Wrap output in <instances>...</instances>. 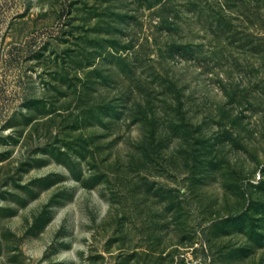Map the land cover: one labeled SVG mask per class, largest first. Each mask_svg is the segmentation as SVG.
<instances>
[{
	"label": "rangeland",
	"instance_id": "obj_1",
	"mask_svg": "<svg viewBox=\"0 0 264 264\" xmlns=\"http://www.w3.org/2000/svg\"><path fill=\"white\" fill-rule=\"evenodd\" d=\"M0 264H264V0H0Z\"/></svg>",
	"mask_w": 264,
	"mask_h": 264
}]
</instances>
